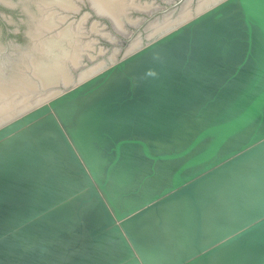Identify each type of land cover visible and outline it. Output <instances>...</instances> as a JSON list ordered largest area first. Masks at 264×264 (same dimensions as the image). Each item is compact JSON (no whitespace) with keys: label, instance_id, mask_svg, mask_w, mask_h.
Masks as SVG:
<instances>
[{"label":"water","instance_id":"obj_1","mask_svg":"<svg viewBox=\"0 0 264 264\" xmlns=\"http://www.w3.org/2000/svg\"><path fill=\"white\" fill-rule=\"evenodd\" d=\"M21 3L0 264H264V0Z\"/></svg>","mask_w":264,"mask_h":264},{"label":"flooded vegetation","instance_id":"obj_2","mask_svg":"<svg viewBox=\"0 0 264 264\" xmlns=\"http://www.w3.org/2000/svg\"><path fill=\"white\" fill-rule=\"evenodd\" d=\"M15 1H17V0H15ZM21 2H24V0H18V2H15L16 4L14 3V5H13V2H9V1L5 2V0H0V21L5 16H7L5 9H9V10H17V9H19V11H20L19 12V16L20 17H17V18H18V21L22 24V26L26 27L25 29L23 28L24 29V31H23L24 33L23 34L27 35L28 17L23 11V7H22V3ZM8 30H9L10 34H13L12 30H10V29H8ZM19 33L22 34L21 30H19ZM27 37H28V35H27ZM28 45H29V43L27 44V46Z\"/></svg>","mask_w":264,"mask_h":264}]
</instances>
